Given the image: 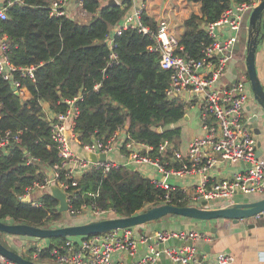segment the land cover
I'll return each mask as SVG.
<instances>
[{
	"label": "trees",
	"instance_id": "1",
	"mask_svg": "<svg viewBox=\"0 0 264 264\" xmlns=\"http://www.w3.org/2000/svg\"><path fill=\"white\" fill-rule=\"evenodd\" d=\"M52 1L6 0L5 19H0V39L7 44L5 54L10 63L17 70L34 68L33 78L13 73L28 92L27 99L16 96L0 77V134L18 136L17 143L0 149V221L43 229L62 219L57 212L58 201L47 192L39 198V205L22 201L27 188L43 182L44 167L60 163L43 104L57 115L68 109L65 101L76 99L74 143L81 148L93 140L107 143L127 125L129 139L149 148L147 156L174 169L180 165L171 161L172 153L162 155L158 148L164 142H179L181 130L171 125L185 115L183 103L166 96L171 73L161 69L159 53L153 49L157 29L153 19L141 12L148 32L127 29L114 35L109 44L107 37L124 18L130 0H122L117 6L74 0L82 1L83 11L94 15L86 24L66 15L51 16ZM187 1L200 4V15L191 14L184 21L179 45L191 58L200 59L210 42L203 25L216 22L231 1L249 0ZM26 157L37 162L26 164ZM66 193L73 210L93 206L112 210L118 217L159 206L165 195L172 205L187 206L180 189L167 193L138 170L123 165L107 172L93 167ZM49 240L52 244L39 253L36 262L52 260V250L66 238Z\"/></svg>",
	"mask_w": 264,
	"mask_h": 264
},
{
	"label": "built area",
	"instance_id": "2",
	"mask_svg": "<svg viewBox=\"0 0 264 264\" xmlns=\"http://www.w3.org/2000/svg\"><path fill=\"white\" fill-rule=\"evenodd\" d=\"M73 1L53 0L50 5V15H65V7ZM97 1L104 3L107 0ZM114 1L118 5L123 3L122 0ZM262 1L249 0L244 3L231 1L230 6L216 22L204 24L203 29L210 42L203 48L200 59L191 58L186 54L179 45L178 37L167 26H157L154 33L153 49L159 53V65L161 69L171 73L166 96L169 99L179 100L185 110L194 106L199 108L204 136L190 142L186 155H181L167 142L159 146L160 154L170 151L172 159L180 165L174 169L165 168L166 163L162 165L158 160L151 159L147 156L148 147L136 144L125 134L122 146L129 154L126 156V163L120 165L129 167L132 165L137 167L138 171L141 167L152 166L163 175V179L162 181L150 179L167 193L178 189L167 184L166 179L169 176L183 174L196 176L197 182L189 194L181 190L186 196L188 205L209 208L211 202L230 199L236 194H264V161L255 158L256 139L244 116V108L252 96L246 70L237 71V77L232 84H220L227 67L233 61V51L239 39L244 17L251 14ZM74 2L81 7L82 1ZM5 11L6 7L0 8V19H5ZM141 12L142 8L139 7L125 15L107 37L109 44L112 43L114 35H120L127 29L147 33L148 28L141 22ZM224 32H229L230 35L224 36ZM6 50V42L0 39V77L9 83L13 92L23 97L26 89L14 79L13 73L18 71L22 76L33 78L34 68L17 70L7 58ZM75 100L65 101L68 109L64 113L52 116L47 114L51 140L57 147L60 163L50 167L51 173L44 177L41 184L35 183L27 188L23 198L30 199V194L35 190H46L55 185L66 194L69 216L76 217L85 212L88 217L96 220L117 217L112 210H96L93 206H82L79 210H73L69 205L66 191L70 186H76L77 180L84 172L93 167L102 168L107 172L119 166L108 158L117 140V132L107 143L93 140L83 148L88 153L104 154L107 158L105 163H91L73 149L72 144L76 141L74 119L78 113ZM17 141L18 136L11 132L2 133L0 149L4 150ZM35 162L37 159L32 157L25 159L26 164ZM225 163H238L243 167L228 179H211L210 171ZM162 204L172 205L168 195H165ZM198 241L210 242L211 238L198 231L155 230L150 234H136L134 228H124L76 239L66 238L58 249L52 250L51 254L55 264H158L162 258L174 264L234 263V257L228 253H218L209 261H203L198 257L195 248V242ZM171 242L180 245H170ZM140 245L145 248L143 254L133 260ZM46 247L39 240L29 244L31 260L36 261L39 253ZM126 259L129 261L126 262ZM0 264L15 263L0 254ZM259 264H264V260Z\"/></svg>",
	"mask_w": 264,
	"mask_h": 264
},
{
	"label": "crops",
	"instance_id": "3",
	"mask_svg": "<svg viewBox=\"0 0 264 264\" xmlns=\"http://www.w3.org/2000/svg\"><path fill=\"white\" fill-rule=\"evenodd\" d=\"M6 0H0V5L5 4ZM103 5V3H102ZM141 7L142 12L145 13L146 16L153 19L157 26L165 25L172 30V32L178 37L183 33L184 27L183 23L186 19L190 17L191 14L200 15V4L188 2L187 0H134L130 1V7L125 13L128 15L132 13V11ZM1 8V7H0ZM65 15L70 19L74 20L78 23H88L94 15L88 14L83 9L77 5L76 2H69L65 7ZM250 14L244 17L243 23L241 25V30L239 32V39L233 51V61L227 67L225 75L221 78L220 84L229 85L235 82L237 77V71L240 69L245 70L244 58L246 55V43L248 40V22H249ZM82 20V22L79 21ZM262 32L264 38V21L262 24ZM244 33V34H243ZM230 35L229 32H224V36ZM263 38L261 43L258 45L256 49V69L257 76L264 87V42ZM23 99L28 98V92L25 91ZM190 110H193V107L187 108L185 110V115L182 119L184 121H190L192 115L196 119V112H192L190 114ZM43 111L48 116H52L53 113L49 110L46 104H43ZM259 111V107L253 99V96L247 102L244 108V116L247 120L249 127L253 131V134L256 139L257 150L260 152V159L264 161V121L258 119L254 121V115ZM197 120V119H196ZM180 121V120H179ZM179 121L172 127H179L181 130L179 142L175 145L173 144V148L177 150L181 155H186L188 151V147L190 142L195 138H201L204 136L203 124L200 122L198 124L199 131L195 132L191 137L184 140V133L182 128L179 126ZM198 121V120H197ZM255 130H258V134H255ZM127 125L123 126L117 131V140L115 142L113 151L109 154L108 158L110 161H114L117 164H125L127 161V157L124 153L122 146L123 136L126 134ZM73 149L80 155L84 156L85 151L81 146L72 144ZM256 150V152H257ZM171 161H175L171 158ZM51 166H45L44 177L48 176L51 173ZM132 169L134 167L130 165ZM242 164H230L225 163L219 166H216L213 170L210 171L209 175L211 179H228L232 176L233 173H236L242 169ZM139 171L142 175L147 178H151L153 180L162 181L163 175L158 173L155 168L152 166H144L139 168ZM166 182L169 186L177 187L182 190L185 194H189V192L195 186L197 182V177L194 175L183 174L182 176H169L166 179ZM55 186V185H52ZM51 187V186H50ZM50 187L46 190H38L30 196L28 201H25L22 196V201L31 202L32 205H39V198L47 192L50 194ZM51 195V194H50ZM264 198V194H236L230 199L225 200H216L211 202L209 208L202 209H218L223 207H228L230 204L241 203V202H252L255 200H259ZM59 206V204H58ZM187 206H191L188 205ZM58 209V208H57ZM65 214V215H64ZM62 219L56 223L51 225L52 228H58L67 225H75L74 218H71L66 213H62ZM117 216V215H116ZM70 217L71 219H69ZM118 217V216H117ZM186 220H177L171 224V228H166L165 226H159L157 221H153L156 224L146 223L140 226L132 227L136 234H150L155 230H171V231H198L202 232L205 235L211 238L210 242L198 241L195 242V248L198 251V257L203 261H209L214 255L218 253H228L234 257L233 264H259L264 260V218L261 217H251L248 219L239 220L237 223H234L231 220L227 219H216L211 221H199L188 218H183ZM0 239H3L4 245L10 247L14 251H16L22 257H29L31 250L28 248L29 244L33 242L43 243L46 246L52 244V242L48 239H34L29 237H21V236H12L1 234ZM76 239V238H75ZM55 243V242H54ZM179 244V243H178ZM170 245H177V242H171ZM180 245V244H179ZM144 246L140 245L138 248V253L133 257V260L139 258L144 251ZM30 251V252H29ZM24 258V257H23ZM27 259V258H25ZM31 260V258H30ZM32 261V260H31ZM129 261L126 259V262ZM42 264H55L52 260L42 261ZM158 264H174L170 261L162 258Z\"/></svg>",
	"mask_w": 264,
	"mask_h": 264
},
{
	"label": "water",
	"instance_id": "4",
	"mask_svg": "<svg viewBox=\"0 0 264 264\" xmlns=\"http://www.w3.org/2000/svg\"><path fill=\"white\" fill-rule=\"evenodd\" d=\"M114 0H107L103 6H117ZM3 7V4L0 5ZM264 21V0L259 3L251 12L248 22V40L246 55L244 58L245 70L254 101L259 111L254 115L253 120L264 121V87L262 86L256 69V49L263 38L262 24ZM18 96V93H14ZM258 134V130H255ZM259 147V144L257 145ZM84 156L91 163H105L104 154L95 155L85 152ZM260 157L257 150L255 158ZM249 166V165H247ZM50 194L58 201L57 212L59 214L68 211L66 194L57 186L50 187ZM28 201V199H24ZM205 205V202L203 203ZM164 216L183 217L199 221H211L216 219H227L234 223L239 220L248 219L254 216L264 218V198L252 202H241L230 204L228 207L218 209H202L194 206L177 207L169 204H162L142 210L129 217H112L102 220H95L84 224L67 225L58 228H36L24 224H10L0 221V234L29 237L34 239H57V238H78L96 235L110 230L132 228L149 222L157 221ZM0 254L15 264H42L23 258L16 251L4 245L0 239Z\"/></svg>",
	"mask_w": 264,
	"mask_h": 264
},
{
	"label": "rangeland",
	"instance_id": "5",
	"mask_svg": "<svg viewBox=\"0 0 264 264\" xmlns=\"http://www.w3.org/2000/svg\"><path fill=\"white\" fill-rule=\"evenodd\" d=\"M79 21L82 22V20H80V19H79ZM168 29H169V27H168ZM169 30L172 32L171 29H169ZM188 112H190L191 115H192V112H196V119L198 121L194 118V115H192L190 121H184V119H181L179 121L178 124L182 128L183 133H184V140H186L187 138L191 137L195 132L199 131V127H198V124L200 122V111H199V108L197 106H194L193 110H190ZM35 192H36V190L34 191V193ZM32 194L33 193H31L30 196ZM68 218L69 219L74 218V221H73L74 224H84V223H88V222L96 220L94 218L88 217L85 212H83L81 215H77L76 217H71V218L68 217ZM71 220H73V219H71ZM158 220L159 221H157V223L159 224V226H165L166 228L170 229L171 228V224L173 222H176L177 220H186V219H183V217L164 216V217H162V218H160ZM149 223H152V222H149ZM153 224H156V223L153 222Z\"/></svg>",
	"mask_w": 264,
	"mask_h": 264
}]
</instances>
